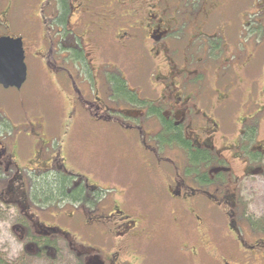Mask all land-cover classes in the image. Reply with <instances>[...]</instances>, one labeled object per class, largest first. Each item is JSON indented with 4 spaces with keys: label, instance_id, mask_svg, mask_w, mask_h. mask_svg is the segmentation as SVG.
I'll return each instance as SVG.
<instances>
[{
    "label": "flooded vegetation",
    "instance_id": "flooded-vegetation-1",
    "mask_svg": "<svg viewBox=\"0 0 264 264\" xmlns=\"http://www.w3.org/2000/svg\"><path fill=\"white\" fill-rule=\"evenodd\" d=\"M253 15L264 37V0H0L25 84L67 104L48 121L0 85L19 116L0 106V207L32 261L165 264V240L176 262L264 264V69L231 60Z\"/></svg>",
    "mask_w": 264,
    "mask_h": 264
},
{
    "label": "rangeland",
    "instance_id": "rangeland-1",
    "mask_svg": "<svg viewBox=\"0 0 264 264\" xmlns=\"http://www.w3.org/2000/svg\"><path fill=\"white\" fill-rule=\"evenodd\" d=\"M260 25L261 23L259 17L257 15H253L249 19L248 25L245 26V30H243L239 36L238 33H236L235 38L237 39L238 50L231 57L233 63L244 61L246 58L251 57L255 51H259L258 58L260 59V63L263 64L264 69V60L262 59L264 54V37L263 29ZM238 26L239 25H237V27ZM253 70H255L256 73L255 77L262 76V72H264V70H260L259 68ZM41 75L38 77L35 76V73H33V76L30 77L28 79L29 81L25 84L23 91L28 95L27 101L30 99L31 107L37 109L39 105L38 109H40L41 112L45 114L47 120L49 121L53 115L55 116V112H57L61 106L67 107V104L65 103V95L62 92L60 86L55 84L54 81H49L46 75V77H43V74ZM263 83L264 79L258 80L257 83L252 87L251 93L249 92L247 95L250 103H252V108H257L260 106L258 102H260L261 98L264 97V86H262ZM17 97L18 92H14L13 89L0 88V106L5 103L9 105H6L5 107L2 106L1 109L6 110L8 108L7 110H10L9 112H11L12 116L16 117V119H18L19 116L15 114V109L10 105L15 104L13 101H15ZM244 99H246V97H244ZM59 111L56 116L59 115ZM78 139L79 137H77V140ZM90 146L91 147L88 149L80 150L81 153L86 155L96 148V144L93 145L92 143ZM81 171L84 173L83 170ZM122 172L128 184L132 181L133 177L137 176L134 170H131V166H127L125 164L122 166ZM140 182L136 183L140 185ZM135 187L137 188L136 185ZM257 202L261 207H264V197L261 200L259 196ZM16 219H18V215H16V213H14L11 209H3L0 207V264H29V262L30 264H41L39 260H31L30 257L32 256H29V250L28 254L23 250L21 243L18 240L21 233L18 232V234H15V229L13 228V223L16 221ZM166 242L167 241L164 240V244L162 242L156 246L158 257L160 258V254L163 252L161 254V260L163 259L165 264H188V261L176 262L172 255H169L171 250H169V244H166ZM66 258L67 264L74 262L73 256L66 254L65 259Z\"/></svg>",
    "mask_w": 264,
    "mask_h": 264
},
{
    "label": "water",
    "instance_id": "water-1",
    "mask_svg": "<svg viewBox=\"0 0 264 264\" xmlns=\"http://www.w3.org/2000/svg\"><path fill=\"white\" fill-rule=\"evenodd\" d=\"M22 40L0 38V85L4 88H21L28 74Z\"/></svg>",
    "mask_w": 264,
    "mask_h": 264
}]
</instances>
